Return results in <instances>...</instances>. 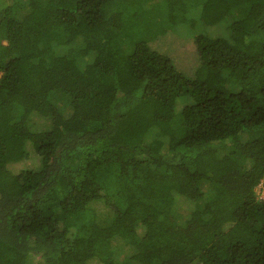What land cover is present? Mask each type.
Segmentation results:
<instances>
[{"label": "trees", "instance_id": "1", "mask_svg": "<svg viewBox=\"0 0 264 264\" xmlns=\"http://www.w3.org/2000/svg\"><path fill=\"white\" fill-rule=\"evenodd\" d=\"M129 1L0 0V264H264V0Z\"/></svg>", "mask_w": 264, "mask_h": 264}, {"label": "rangeland", "instance_id": "2", "mask_svg": "<svg viewBox=\"0 0 264 264\" xmlns=\"http://www.w3.org/2000/svg\"><path fill=\"white\" fill-rule=\"evenodd\" d=\"M130 1L126 4V8H131L134 11L132 12L134 14L129 16V27L134 32L132 35L135 39L144 42L154 51L169 57L181 73L192 77L199 59L190 50L188 36H193L200 22L198 21L195 27L179 28L185 24V16L177 13L178 11L173 18H167L164 14L168 16L169 14L167 9L163 10V6L159 5L156 10L151 4L146 8H138L136 5L139 0H134L133 3ZM186 18L196 20L192 15L186 16ZM196 58L197 60H195ZM22 167L23 164H18L14 165L12 169L16 172ZM257 193L259 198L264 200V185L258 187Z\"/></svg>", "mask_w": 264, "mask_h": 264}]
</instances>
